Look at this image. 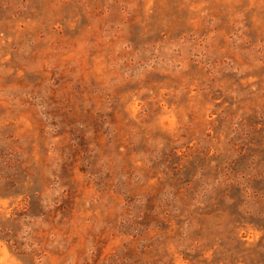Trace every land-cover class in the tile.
<instances>
[{"label": "rangeland", "instance_id": "374dc122", "mask_svg": "<svg viewBox=\"0 0 264 264\" xmlns=\"http://www.w3.org/2000/svg\"><path fill=\"white\" fill-rule=\"evenodd\" d=\"M0 264H264V0H0Z\"/></svg>", "mask_w": 264, "mask_h": 264}]
</instances>
